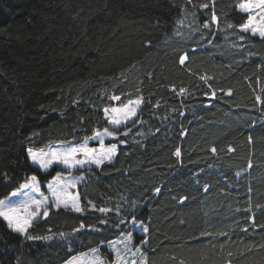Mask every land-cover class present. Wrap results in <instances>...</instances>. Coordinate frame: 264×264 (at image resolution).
Here are the masks:
<instances>
[{
    "label": "trees",
    "instance_id": "1",
    "mask_svg": "<svg viewBox=\"0 0 264 264\" xmlns=\"http://www.w3.org/2000/svg\"><path fill=\"white\" fill-rule=\"evenodd\" d=\"M241 2L0 0V170L12 178L0 199L53 177L28 148L108 127L110 95L144 98L113 161L84 171L85 211L53 209L29 229L52 239L26 240L0 218V264H64L95 248L109 260L133 213L149 229L135 233L149 264H264V37L239 30Z\"/></svg>",
    "mask_w": 264,
    "mask_h": 264
},
{
    "label": "snow or ice",
    "instance_id": "2",
    "mask_svg": "<svg viewBox=\"0 0 264 264\" xmlns=\"http://www.w3.org/2000/svg\"><path fill=\"white\" fill-rule=\"evenodd\" d=\"M203 8H209V4L205 3L200 5ZM237 11L244 14L246 20L239 25V30L243 33H250L252 35H259L264 37V0H243V2L237 5ZM213 24L219 25V17L213 11L211 16ZM204 28H209V23L203 24ZM228 27H233L228 25ZM243 39V36H241ZM188 60L187 53L183 54L179 62L181 65L185 64ZM201 80H207L206 76H201ZM211 85H209V88ZM176 91L175 86L172 88ZM139 91V90H137ZM187 92V89L181 87L179 89L180 94ZM126 95V94H125ZM227 95H231V90ZM211 96H216L215 90L211 92ZM109 100L114 102L113 104L104 107V117L113 127V131H109L106 127L102 131H97L93 136L86 138L85 142L78 144H66V145H49L47 148L40 149H27V156L32 164L37 165L39 170L44 172H50L53 170V166H62L63 171L56 172L46 185L47 191L50 195H44L41 192V185L36 175L26 177V182L20 186L16 191H11L10 196L7 199H0V218L6 223V227L12 232L19 234L26 240H50L53 235L48 236H35L30 234L29 229L33 228L34 223L40 218L48 217L49 212L53 209L64 208L69 211L82 213L85 208L82 206L79 194L74 193L72 190L76 189L83 177H77L73 172L91 171L92 167H102L106 162L111 163L113 158L117 155L118 145L125 144L126 140H121L120 137H127L132 132L133 127L140 122L138 113L142 111L141 105L144 103L143 96L138 95L135 99H126L122 101L121 95H110ZM257 101L264 103L261 97H256ZM115 102H121L117 105ZM159 106L158 104L156 105ZM37 136L38 133H33ZM105 137H109L118 143H110L105 146ZM251 139V138H249ZM87 140H94L99 143V149L96 147H90ZM212 153H216L217 149L212 147L210 149ZM228 151H234L231 147ZM175 156H181V150L179 148L175 151ZM251 167V165H249ZM12 178L6 171L0 170V185L4 188H8L7 184ZM207 190V188H205ZM159 192V189H156ZM16 197V199H12ZM88 206L95 209L96 206L88 202ZM97 211L107 214L108 212L120 211L111 208H99ZM133 227H139L144 233L149 231L148 227L144 225L142 221H137L135 213L132 214L131 220L128 221ZM123 217L117 222L116 227L120 224H124ZM101 225H108L107 219L100 220ZM91 227V226H89ZM85 228L83 223L80 224V229ZM80 229H74L79 231ZM99 231V229H94ZM246 230V229H245ZM125 235V239L120 240L119 243L123 247H117V241L110 242L112 254H114V264H149V257L146 252L143 251L148 241L143 237L140 238L136 245L132 243L131 233H122ZM59 236H64V233H59ZM92 260L88 261V264H106L104 258L100 255L98 249H92ZM154 251V249L152 250ZM138 258V259H137ZM66 264H83L81 258L74 257L67 261ZM180 264H184L181 261ZM230 264V261H229Z\"/></svg>",
    "mask_w": 264,
    "mask_h": 264
},
{
    "label": "rangeland",
    "instance_id": "3",
    "mask_svg": "<svg viewBox=\"0 0 264 264\" xmlns=\"http://www.w3.org/2000/svg\"><path fill=\"white\" fill-rule=\"evenodd\" d=\"M255 36H259L258 34L257 35H255ZM260 37V36H259ZM141 107V106H140ZM138 115H139V113H138ZM108 129H109V131H113L114 129H113V127L112 126H110V125H108V127H107ZM102 131V130H101ZM93 136V135H92ZM85 140L86 139H84L83 141H71V142H60V143H52V144H50V145H66V144H78V143H82V142H85ZM112 141H114V140H112L111 138H109V137H105V146H107V145H109L110 144V142H112ZM87 142H88V144H89V146L90 147H96L97 149H99V143L97 142V141H94V140H87ZM49 146V145H48ZM48 146H46V147H44V148H47ZM38 150V149H37ZM114 159V158H113ZM113 161V160H112ZM32 164V163H31ZM32 165H34V166H36L37 167V165H35V164H32ZM92 168H96L95 166H93ZM43 174H48V173H52L53 172V176L55 175V173L56 172H60V171H63V168H62V166H57V165H54L53 166V170H50V172H44V171H42V170H40ZM73 174L74 175H76L77 177H83L84 178V171H80V172H73ZM38 178V177H37ZM52 180V178L51 179H49L48 181H43V180H41V179H39L38 178V181L40 182V185H41V192H43L44 193V195H50V193L47 191V188H46V185H47V183L49 182V181H51ZM26 182V181H25ZM25 182H23L21 185H23ZM82 182V180L80 181V183ZM80 183H79V185H80ZM20 185V186H21ZM79 185H78V187H79ZM20 186L18 187V188H16L14 191H16L17 189H19L20 188ZM78 187L76 188V189H74V190H72L74 193H77V194H79L78 193ZM10 195H8L7 197H5V198H3V199H7L8 197H9ZM12 199H16V197H12ZM39 219V218H38ZM130 233H131V235H132V243H133V245H136V236H135V233H137V234H139V235H145L146 233H144V232H142L141 230H140V228L139 227H133V225H132V228H131V231H130ZM126 237H125V235H121L119 238H117V239H115L114 241H117V247H123V245L122 244H120L119 243V241L120 240H123V239H125ZM107 248H108V250L111 252V254H112V249H111V244L109 243L108 245L106 244L105 245ZM146 246V245H145ZM145 246H144V248H143V251L144 252H146V250H145ZM97 249V248H96ZM99 250V249H98ZM99 253H100V255L104 258V260H105V262H106V264H114V254H112V258L111 259H109V260H106V258H105V256L103 255V253L101 252V250H99ZM74 257H79V258H81V260H82V262H83V264H88V261H90V260H92V251H87V252H85V253H82V254H79V255H77V256H74ZM74 257H72V258H74ZM71 258V259H72ZM70 259V260H71ZM138 259V258H137ZM69 261V260H68ZM64 264H66V263H64Z\"/></svg>",
    "mask_w": 264,
    "mask_h": 264
}]
</instances>
